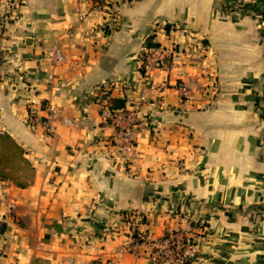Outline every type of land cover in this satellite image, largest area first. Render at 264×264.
Returning a JSON list of instances; mask_svg holds the SVG:
<instances>
[{
    "label": "crops",
    "instance_id": "crops-1",
    "mask_svg": "<svg viewBox=\"0 0 264 264\" xmlns=\"http://www.w3.org/2000/svg\"><path fill=\"white\" fill-rule=\"evenodd\" d=\"M227 2L117 0L110 20L79 18L80 0L15 1L0 131L34 173L0 177V264H148L146 247L118 251L134 212L153 237L207 226L189 264H264V0ZM149 39L178 43L168 69L142 66ZM109 98L137 116L124 150ZM45 102L51 134L28 123Z\"/></svg>",
    "mask_w": 264,
    "mask_h": 264
},
{
    "label": "built area",
    "instance_id": "built-area-1",
    "mask_svg": "<svg viewBox=\"0 0 264 264\" xmlns=\"http://www.w3.org/2000/svg\"><path fill=\"white\" fill-rule=\"evenodd\" d=\"M16 0H0V16L3 21L0 25L6 27L8 20L15 15L14 4ZM85 8H77L76 13L79 18H84L91 11H102L110 18L115 20L119 15V9L116 6L117 0H80ZM6 35L0 34V68L8 60L13 59L14 53L7 45L4 44ZM180 52L178 43L174 40L167 44L159 43L155 46H146L143 50L142 66L145 68H160L168 69L172 59ZM58 51H50L48 57L61 61L62 57L57 56ZM6 77L0 72V82ZM178 88L181 91L184 100L194 99L189 87L184 84H179ZM42 110L46 115L42 118L36 115L33 111L28 116V123L32 127H36L41 123L48 133L54 132L52 124V116L55 109L50 102L42 104ZM105 114L107 120L116 126L118 137L114 143L124 150L132 145L133 130L136 126L137 116L135 112H125L122 109H113L105 104ZM122 225L127 232V241L124 245L118 248V251L127 250L133 254H139L143 247H146V259L148 264H189L197 256L200 247L201 239L208 234V227L201 223H194L188 228L171 229L166 228L163 235L153 237L148 229L144 226L145 216L140 213H129L128 216H123ZM120 228L118 225L115 229ZM98 264V263H96Z\"/></svg>",
    "mask_w": 264,
    "mask_h": 264
},
{
    "label": "trees",
    "instance_id": "trees-1",
    "mask_svg": "<svg viewBox=\"0 0 264 264\" xmlns=\"http://www.w3.org/2000/svg\"><path fill=\"white\" fill-rule=\"evenodd\" d=\"M147 45L155 46L157 43L149 39ZM107 105L113 109L122 108L124 100L109 98ZM24 152L23 147L10 134L0 131V177L13 181L20 187H25L28 184L25 178L34 173V168L24 156Z\"/></svg>",
    "mask_w": 264,
    "mask_h": 264
},
{
    "label": "rangeland",
    "instance_id": "rangeland-1",
    "mask_svg": "<svg viewBox=\"0 0 264 264\" xmlns=\"http://www.w3.org/2000/svg\"><path fill=\"white\" fill-rule=\"evenodd\" d=\"M236 1H238V0H228V2H227L228 5H229L228 7H233L232 10H234V9L236 8V6H237V5H236V4H237ZM218 2H219V1H218ZM220 5H221V4H220ZM218 7H220L219 4H218ZM260 13H261V12H260Z\"/></svg>",
    "mask_w": 264,
    "mask_h": 264
}]
</instances>
